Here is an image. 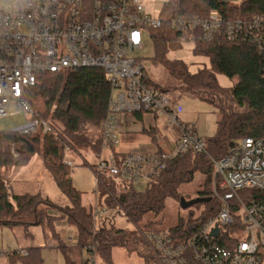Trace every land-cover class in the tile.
Wrapping results in <instances>:
<instances>
[{
    "label": "built area",
    "instance_id": "obj_1",
    "mask_svg": "<svg viewBox=\"0 0 264 264\" xmlns=\"http://www.w3.org/2000/svg\"><path fill=\"white\" fill-rule=\"evenodd\" d=\"M161 9L159 4L149 13L142 0H0V117L11 111L24 116V122L6 131L28 135L41 130L57 137L52 125L35 115L27 99L26 90L36 82V74L103 68L110 92L100 126V150L91 168L95 197L100 198L98 186L104 175L115 177L116 185L141 189L137 185L144 186L159 175L175 154L189 148L207 154L204 137L192 124L179 120L163 90L149 84L138 54L145 52L143 38L151 39L149 29L160 26ZM170 23L181 42L210 41L218 34L264 53V15L225 19L213 9L206 16H175ZM133 112L164 117V129L174 127L176 131L172 146L167 148L157 137L154 149L117 150L120 116ZM68 149L64 146L63 162L71 169L76 162L67 155ZM207 155L214 172L213 215L186 236L149 228L143 240L150 259L158 264H261L264 201L250 198L244 202L238 192L247 188L264 191V138L245 136L234 141L224 155ZM99 201L92 206L93 233L103 225L120 228L129 222L120 204ZM67 238L69 245L77 239L76 235ZM96 245L94 241L83 246L80 260L84 264H101ZM26 253L19 247L0 250L5 256Z\"/></svg>",
    "mask_w": 264,
    "mask_h": 264
},
{
    "label": "trees",
    "instance_id": "obj_2",
    "mask_svg": "<svg viewBox=\"0 0 264 264\" xmlns=\"http://www.w3.org/2000/svg\"><path fill=\"white\" fill-rule=\"evenodd\" d=\"M236 2L168 0L162 3L160 26L149 29L154 46L153 60L163 62L170 74L180 77L193 97L208 102L218 110L215 134L209 138L203 137L205 144H210L215 148L214 151L222 155L230 148L229 143L237 139L245 136L264 138V53H260L251 44L226 40L215 34L210 41L192 42V54L208 59L209 68L190 72L187 63L179 59L167 60L166 54L182 48L180 36L170 23L172 17L206 16L213 9L225 19L264 15V0ZM217 73L233 79V83L228 88L220 86L216 79ZM36 78L34 85L26 90L28 102L34 107L35 115L47 120L58 136L43 134L41 130L28 135L0 130V168L25 166L34 154H40L43 166L49 171L58 191L68 199V204L60 207L59 211L64 213L77 239L73 245L65 243L55 228L59 217L47 214L40 206L41 203L54 206L49 200L41 199L38 193H12L9 185L1 182L0 227L18 226L26 230L39 226L42 231H48L52 234L55 248L61 252L64 264H84L80 260L82 248L94 240L97 253L103 260L101 264H114L112 248L129 242L137 245L144 243L143 235L149 228L131 233L126 228L119 229L111 224L103 225L93 233L92 208L88 209L81 203V191L74 188L69 176L71 169L63 162L64 146L71 149V152L87 148L94 155L100 150V126L107 110L110 92L103 68L87 67L37 73ZM148 81L152 85L149 79ZM142 114L133 112L130 115L141 120ZM154 130L149 127L142 131L155 141ZM90 131H97L99 135L94 137ZM11 145L16 149L17 157H13L9 150ZM207 154L196 152L192 148L175 154L166 161L159 175L149 180L143 189L126 184L116 187V178L104 175L98 186L100 199L112 206L120 204L129 222L138 228V225L146 221L148 214L155 216L162 212L167 196L178 199L179 186L193 181L196 172L203 179L194 197L212 196L214 172ZM238 193L240 198L244 197V202L250 198L264 201V191L247 188ZM213 201L210 200L201 209L198 218L193 220L191 213H188L191 220L184 222L180 217L177 224L168 230L186 236L194 227L213 215ZM31 238L34 236L31 235ZM21 248L27 253L8 254L10 263L43 264L40 245L29 244ZM138 253L143 258H151L149 251L146 253L139 250Z\"/></svg>",
    "mask_w": 264,
    "mask_h": 264
},
{
    "label": "rangeland",
    "instance_id": "obj_3",
    "mask_svg": "<svg viewBox=\"0 0 264 264\" xmlns=\"http://www.w3.org/2000/svg\"><path fill=\"white\" fill-rule=\"evenodd\" d=\"M146 1L148 3L145 4V1L142 0V2L145 4V8L147 9V11H149V13L153 14L154 9H156V7L159 5L158 2L161 3L168 0ZM231 1L233 3H237V0ZM142 45V47H144L145 49V52L140 51L138 54L142 56L145 73L150 78L152 85L156 89L163 90L167 94L168 98L173 101V110L180 121L185 124H192L198 131L199 135H204L206 138L212 137L216 131L215 124L218 118V110L208 102L200 101L193 97L185 88L180 77L170 74L167 66L163 62L153 60L152 57L154 54V46L150 38L144 37ZM181 46L182 48L178 50H172L168 52L166 54V59L170 61H172V59L182 60L185 64H188V70L190 72H196L198 70H201V68H209L208 59L202 56H194L192 54L193 45L190 41L186 40L185 42H182ZM216 79L220 86L226 88H228L229 85L233 83V79H228L221 73L216 74ZM126 115H128L130 118H133L134 122H132L131 124L140 123L138 119L133 115ZM23 120L24 116L21 111H11L4 117H0V130H9L19 123L24 122ZM155 120L153 119L152 125H154V128L157 131L156 136L159 139L158 141H163V144H168V139L171 140L172 138L173 140L176 135L175 128L172 127L165 130L163 127V122L165 119L163 121L161 119L157 121ZM89 133L96 137L100 132L97 133V131H90ZM149 139V135L145 132L133 130L132 132L128 133L122 131L119 134L120 141L117 147L123 152H132L140 149V147H148L146 149H149L152 146V142ZM206 144V151L212 157L217 158V156L222 155V153L214 151L215 148L213 146L208 143ZM9 150L11 151L13 157L18 156V153L13 145L10 146ZM68 151L69 152L67 153V155L73 158L76 162V165L69 171V176L71 177L72 184L74 188H77L81 191V203L88 209H91L94 201L96 199L98 201L100 200V198H98L99 196L95 197L93 193L94 176L92 175L91 168L96 162L95 155L91 153V151L87 148H81L79 150L77 149V151L75 152H71V149H68ZM202 179L203 176L200 173L196 172L193 181L188 184H182L179 186L178 191L180 195L184 196L185 199L194 197L195 191L200 188L199 185L202 182ZM0 182L3 184H8L10 192L12 193L20 194L27 192L33 195L35 193H38L41 199L49 200L54 206H47L42 203L40 204V206L42 210H44V212H46L47 214L50 213L56 217H59L55 223V228L60 236L63 237L65 234L63 239L66 240V236H68V233H70V235H76L74 233V230L71 229L73 227L68 225L64 213L59 211L60 207L66 206V204H68V199L63 195V193L58 191L52 177L49 174V171H47L43 166L40 154H34L33 157L29 160L28 164L25 166L0 168ZM144 186H142V184L137 185V187L141 189H143ZM116 187L119 186L117 185ZM164 202L165 207L162 212L155 216L148 214L146 221L138 225V228L130 222H123V226L120 228H126L131 233H133L134 231L138 233V229H141L143 231L148 228L161 230L168 229L169 227L177 224L180 217L184 222L198 218L200 216L199 213L201 209L205 208L208 203H198L190 206V208H181L178 199H174L170 196H167ZM102 204L105 205L106 203L103 202ZM213 204L215 205L216 202L213 201ZM188 213H191V219H189ZM62 219H64V222L62 221L63 223L61 222ZM59 222L61 224H59ZM35 227H38V229L41 230L39 226ZM35 227H29L26 230H24L23 227L18 226L12 228L0 227V250H5L7 246L21 247L27 245L28 243H31V241L24 236L35 235ZM67 231L68 233L66 234L65 232ZM41 232L43 234L44 240L42 242L43 245L40 246L44 247L45 250L53 251V254L50 257L51 261L55 262L53 264H64L61 252L57 248H55L52 234L46 230H41ZM92 242H94V240ZM139 250H143L146 253H148L149 251L145 243L137 245L136 243L133 244L129 242L125 245H121V247H114L112 248L111 252L112 260L114 264H158L156 260L143 258L138 253ZM97 260H100L101 263L103 261L101 260L99 254ZM0 264L13 263L9 262L7 256H5L4 254H0ZM261 264H264V261H262Z\"/></svg>",
    "mask_w": 264,
    "mask_h": 264
},
{
    "label": "crops",
    "instance_id": "obj_4",
    "mask_svg": "<svg viewBox=\"0 0 264 264\" xmlns=\"http://www.w3.org/2000/svg\"><path fill=\"white\" fill-rule=\"evenodd\" d=\"M145 1V4L146 3H148L146 0H144ZM163 2H161V3H159L158 2V4H162ZM171 100V99H170ZM173 101L171 100V103H172ZM176 102V101H175ZM173 106H174V103H173ZM173 109V108H172ZM120 118H121V126H120V130H119V132L121 133L122 131L123 132H132L133 130H137V131H139V132H143L142 130L143 129H148L149 127L151 128H154V125H152V122H153V119L155 120V121H157V120H164V118L163 117H156V116H154V115H152V114H150V113H147V112H145L144 114H142V119L141 120H139L138 118V121L140 122L139 124H131L132 122H134L133 121V118H130L128 115H126V114H122L121 116H120ZM165 121V120H164ZM182 122V121H181ZM183 123V122H182ZM131 124V125H130ZM185 124V123H184ZM186 125H188V124H186ZM163 127H164V122H163ZM195 128V127H194ZM155 129V128H154ZM131 130V131H130ZM164 130V129H163ZM195 130H196V128H195ZM155 131V135H156V130H154ZM197 131V130H196ZM197 133H198V131H197ZM201 136V135H200ZM204 135H202V137H203ZM149 140H151V138L149 139ZM157 141V136H156V139H155V141H152L151 140V142H152V146L149 148V149H154L155 148V142ZM171 141H173L172 140V138H171V140L170 139H168V141H167V143L168 144H164V145H166V147L167 148H170L172 145L170 144L171 143ZM158 142V141H157ZM162 144H163V141H160ZM159 142V143H160ZM146 148H148V147H146ZM146 148H144V147H140V149H144V150H146ZM117 150H120V149H117ZM121 152H123L122 150H120ZM64 222V219H62L61 220V222ZM62 222V223H63ZM59 224H61L60 222H59ZM63 225V224H62ZM71 228V227H70ZM72 230H73V228H71ZM35 231H36V234L35 235H33L34 236V238L32 239L31 238V236H24L25 238H27L28 240H30L31 241V243H28L27 245H29V244H37V245H43V234H42V232H41V230L40 229H38V227H35V229H34ZM66 234L68 233V231L67 232H65ZM70 235V233H68V236ZM64 236H65V234H64ZM64 236H63V238H64ZM68 236H66V240L68 239L67 237ZM34 239H35V242H34ZM66 240H65V242H66ZM34 242V243H33ZM27 245H25V246H27ZM21 247H24V246H21ZM21 247H19V248H21ZM42 248V250H41V255H42V262H43V264H53V263H55V262H53V261H51V259H50V257L52 256V250H45L44 249V247H41ZM50 259V260H49ZM17 264H20V263H17Z\"/></svg>",
    "mask_w": 264,
    "mask_h": 264
},
{
    "label": "water",
    "instance_id": "obj_5",
    "mask_svg": "<svg viewBox=\"0 0 264 264\" xmlns=\"http://www.w3.org/2000/svg\"><path fill=\"white\" fill-rule=\"evenodd\" d=\"M230 147L233 145V143H229ZM211 200L210 196H204V197H190V199H185L184 196L180 195L178 197V202L181 206V208H190V206L198 204V203H204V202H209Z\"/></svg>",
    "mask_w": 264,
    "mask_h": 264
},
{
    "label": "flooded vegetation",
    "instance_id": "obj_6",
    "mask_svg": "<svg viewBox=\"0 0 264 264\" xmlns=\"http://www.w3.org/2000/svg\"><path fill=\"white\" fill-rule=\"evenodd\" d=\"M188 199H190V198H188ZM188 199H187V200H188Z\"/></svg>",
    "mask_w": 264,
    "mask_h": 264
}]
</instances>
